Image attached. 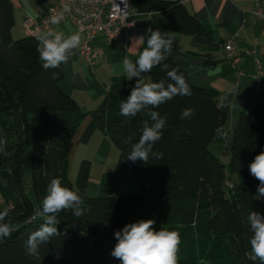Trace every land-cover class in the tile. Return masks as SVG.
I'll return each instance as SVG.
<instances>
[{
	"label": "trees",
	"instance_id": "obj_1",
	"mask_svg": "<svg viewBox=\"0 0 264 264\" xmlns=\"http://www.w3.org/2000/svg\"><path fill=\"white\" fill-rule=\"evenodd\" d=\"M139 14L160 12L164 28L183 35L210 36L204 25L183 0H134ZM14 6L0 0V130L6 142L0 152V194L8 210L5 219L12 234L0 242V264H121L111 255L117 241L114 232L140 220H155L154 229L175 230L181 244L178 264H259L251 261L252 233L247 215H264V198L257 199L259 181L249 171L254 157L264 151V85L250 109L241 112L225 153L224 164L210 146L223 131L231 113L230 104L211 86L193 83L173 58L165 61L178 69L192 90L191 96H175L158 111L167 116L162 138L154 151L162 159L148 162L127 157L141 136L143 112L125 121L119 106L130 95L136 78L114 77L100 104L89 112L62 87L64 63L45 70L36 51L37 39L16 38ZM146 47V41L141 46ZM58 72L57 79L52 73ZM152 82L167 80L161 67L150 72ZM185 108L193 117L181 119ZM91 116L119 150V169H140L144 174L135 194L91 196L86 187L91 164L84 160L76 181L70 178L72 144L84 119ZM125 139L128 143H125ZM29 157L31 189L22 180L20 164ZM230 175L237 177L231 182ZM53 178L78 193L86 209L79 218L61 211L58 236L39 246L38 255H29L25 242L38 230L43 219L35 217ZM59 257L58 259L56 257Z\"/></svg>",
	"mask_w": 264,
	"mask_h": 264
},
{
	"label": "crops",
	"instance_id": "obj_2",
	"mask_svg": "<svg viewBox=\"0 0 264 264\" xmlns=\"http://www.w3.org/2000/svg\"><path fill=\"white\" fill-rule=\"evenodd\" d=\"M11 1L15 15L13 35L21 38L28 35L25 29L26 19L41 21L57 0ZM183 2L204 25L211 28L210 36L183 35L168 31L164 28L163 16L160 12L137 13V25L128 49L118 45L109 46L102 33L97 35L94 46L103 49L104 55L100 64L95 67L77 54L81 47L82 36L73 22H61L43 30L42 32L62 31L65 37L75 33L81 36L79 47L72 50L68 62L64 63L65 76L61 83L63 89L77 100L83 111L89 112L96 108L106 94L112 79L125 76L122 72V60L128 57L134 62L138 58L144 41L137 39L144 36L146 41V30L151 27L153 30L159 29L162 35L172 39L171 54L187 72L190 81L217 89L231 106L230 116L234 113L238 119L241 112L250 109L264 85V82L253 77L255 58L259 57L264 61V56L247 53L255 47H264V19L251 16L258 8L264 11V0H183ZM236 34H239L238 69L245 72L244 76L238 75L224 54V44ZM144 79L146 83L152 82L150 73H145ZM114 146L109 135L99 129L91 116H87L74 138L70 157V161L77 164L84 160L90 161L91 172L86 187L87 194L100 195L101 191H105L103 183L106 178L109 180V183L106 182L109 186L106 192L112 195L133 191L136 193L140 190L142 183L130 176L132 174L130 170L116 168L113 174L109 177L105 175L104 179L93 175L94 164L108 165L109 159L113 153L115 154ZM4 206L6 201L0 194V207Z\"/></svg>",
	"mask_w": 264,
	"mask_h": 264
},
{
	"label": "clouds",
	"instance_id": "obj_3",
	"mask_svg": "<svg viewBox=\"0 0 264 264\" xmlns=\"http://www.w3.org/2000/svg\"><path fill=\"white\" fill-rule=\"evenodd\" d=\"M71 11L68 3L63 5L62 11L51 16V23L59 25L65 18V14ZM146 47L139 53L138 58L133 60L125 57L122 60V72L127 79L136 78L130 95L122 100L119 106V115L125 121L143 112L150 118L142 122L141 136L138 142L132 144L128 160L135 163L137 160L148 162L149 157L162 159L163 154L154 151V145L162 138V129L167 123V116L154 110L175 96H191L192 90L178 69L171 68L165 61L172 50L173 41L161 34L159 29L146 30ZM38 43L36 51L45 70L57 69L61 64L67 63L72 50L79 47L81 36L79 33L65 37L62 31H46L36 37ZM137 40L144 41L141 36ZM161 67L167 80L159 82H145L144 74L150 73L154 67ZM58 72L52 73V79H57ZM194 109L185 108L181 119H191ZM125 143L128 140L125 139ZM6 142L0 141V152L5 151ZM250 174L259 181L257 199L264 198V151L254 157L249 165ZM71 210L72 214L79 218L86 209L82 206L81 197L68 187L62 186L59 178H53L47 188V194L41 202V207L36 210L35 217L43 219L39 229L32 232L25 242L26 251L29 255L37 256L39 246L48 242L52 237L58 236L57 219L61 211ZM8 210L0 211V242L10 238L12 228L5 219ZM247 222L252 233L249 238L250 251L246 253L249 260L264 264V215L251 211L247 215ZM155 220H140L127 224L122 229L114 232L117 241L111 251V255L120 260L121 264H178V253L181 238L177 231L161 228L154 229ZM59 258L58 256L56 257Z\"/></svg>",
	"mask_w": 264,
	"mask_h": 264
},
{
	"label": "built area",
	"instance_id": "obj_4",
	"mask_svg": "<svg viewBox=\"0 0 264 264\" xmlns=\"http://www.w3.org/2000/svg\"><path fill=\"white\" fill-rule=\"evenodd\" d=\"M68 3L71 11L65 14L61 22L71 21L82 36L81 47L78 55L82 56L91 66L100 64L104 55L103 49L94 46L97 35L103 34L107 45H118L128 49L133 31L136 29L137 10L134 0H57L50 8L47 15L41 20L26 19L25 29L28 35L37 37L43 30L49 29L51 16L62 11L63 5ZM252 17L264 19L261 8L254 10ZM230 38L224 44L225 58L231 63L238 75L244 76L245 72L238 69L240 57L238 56L237 38ZM248 54L264 56V47H255L248 50ZM253 77L264 82V61L255 58V73Z\"/></svg>",
	"mask_w": 264,
	"mask_h": 264
},
{
	"label": "rangeland",
	"instance_id": "obj_5",
	"mask_svg": "<svg viewBox=\"0 0 264 264\" xmlns=\"http://www.w3.org/2000/svg\"><path fill=\"white\" fill-rule=\"evenodd\" d=\"M234 113L231 114V116L229 117L223 131L216 137V139L212 142L210 149L212 152H214L216 154V156L220 159V161H222L224 164H228L229 163V156L225 153V148L227 146H229L230 141H231V137H232V132L233 129L237 123V115H235ZM235 117V119H234ZM2 140V133L0 132V141ZM115 149V154L113 153V156L109 159L108 165L103 166V165H98L97 163L94 164V168H93V175L97 176L100 179H104V176L106 175L107 177H109L111 174H113L114 170H116V168H118V158H119V150L114 146ZM29 157L27 156L20 164V173L22 176V180L24 182V185L26 187V189L29 191L31 189V175H30V168H29ZM82 162L80 163H76L74 161H70V178L72 181H76L77 175H78V171L80 168ZM132 172V174H130V176L134 179H137L140 183L143 182L144 180V174L142 172V170L140 169H131L130 170ZM91 172V169H90ZM105 173V174H103ZM231 182H237V177L230 175L229 179ZM109 183V180L106 178L105 182L103 184H105L104 189L105 191H101L100 195H97L96 193L90 194L91 196H109L112 195L111 193L106 192V189L109 188V186L107 185V183ZM95 183V181L93 182ZM95 185V184H94ZM139 191V190H138ZM137 191V192H138ZM136 192V193H137ZM135 191L131 192V193H126V194H134ZM135 193V194H136ZM201 264H212L211 261L209 260H204L201 262Z\"/></svg>",
	"mask_w": 264,
	"mask_h": 264
}]
</instances>
